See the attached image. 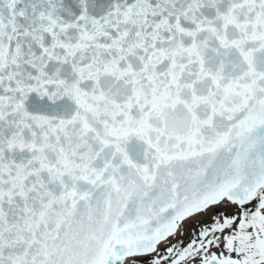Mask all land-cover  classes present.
<instances>
[{"label":"snow or ice","instance_id":"snow-or-ice-1","mask_svg":"<svg viewBox=\"0 0 264 264\" xmlns=\"http://www.w3.org/2000/svg\"><path fill=\"white\" fill-rule=\"evenodd\" d=\"M0 264H264V0H0Z\"/></svg>","mask_w":264,"mask_h":264}]
</instances>
